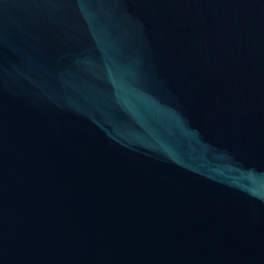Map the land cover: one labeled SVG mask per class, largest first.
Returning a JSON list of instances; mask_svg holds the SVG:
<instances>
[{"label":"water","instance_id":"water-1","mask_svg":"<svg viewBox=\"0 0 264 264\" xmlns=\"http://www.w3.org/2000/svg\"><path fill=\"white\" fill-rule=\"evenodd\" d=\"M0 264H264V0H0Z\"/></svg>","mask_w":264,"mask_h":264}]
</instances>
